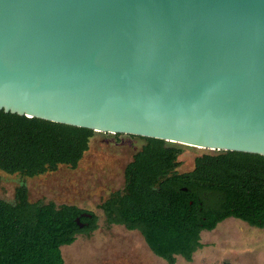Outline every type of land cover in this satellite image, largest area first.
<instances>
[{
    "label": "water",
    "instance_id": "95a60500",
    "mask_svg": "<svg viewBox=\"0 0 264 264\" xmlns=\"http://www.w3.org/2000/svg\"><path fill=\"white\" fill-rule=\"evenodd\" d=\"M0 111L264 157V0H0Z\"/></svg>",
    "mask_w": 264,
    "mask_h": 264
},
{
    "label": "trees",
    "instance_id": "16d2710c",
    "mask_svg": "<svg viewBox=\"0 0 264 264\" xmlns=\"http://www.w3.org/2000/svg\"><path fill=\"white\" fill-rule=\"evenodd\" d=\"M95 134L0 111V171L31 178L58 166L73 169ZM128 137L143 145L123 169L122 189L98 206L105 224L137 231L151 254L166 264H174L175 256L189 262L202 247L199 233L227 218L264 228V157L203 153L190 172L177 174L176 159L184 147ZM76 218L87 221V227L78 228ZM96 222L93 213L73 205L29 202L19 185L10 202L0 200V264H63L60 247L89 235Z\"/></svg>",
    "mask_w": 264,
    "mask_h": 264
},
{
    "label": "rangeland",
    "instance_id": "374dc122",
    "mask_svg": "<svg viewBox=\"0 0 264 264\" xmlns=\"http://www.w3.org/2000/svg\"><path fill=\"white\" fill-rule=\"evenodd\" d=\"M142 145V140L126 135L96 133L73 169L58 166L31 178L0 171V200L10 202L14 188L23 185L29 202L73 205L96 216L93 232L60 247L63 264H166L151 254L137 231L105 224L98 209L109 193L122 189L123 169ZM203 153L211 152L184 147L174 171L190 172L194 158ZM199 242L202 247L189 262L175 256L174 264H264V228L226 219L213 230L200 232Z\"/></svg>",
    "mask_w": 264,
    "mask_h": 264
},
{
    "label": "flooded vegetation",
    "instance_id": "af4514ba",
    "mask_svg": "<svg viewBox=\"0 0 264 264\" xmlns=\"http://www.w3.org/2000/svg\"><path fill=\"white\" fill-rule=\"evenodd\" d=\"M104 201V200H103ZM102 201V202H103ZM102 202H100V204L102 203ZM85 211H87V210H85ZM87 212H90V211H87ZM92 213V212H91ZM102 213V212H101ZM87 214H89L90 215V213H87ZM103 215V214H102ZM90 219V217H85V220H89ZM227 219H231V220H235V219H232V218H227ZM226 220V219H225ZM235 221H238V222H240L241 223V221H239V220H235ZM243 223V222H242ZM87 221H83L82 222V227L80 228L81 230H83V229H85L86 227H87ZM111 225H114V224H111ZM253 228V227H252ZM154 256V255H153ZM154 257H156V256H154ZM156 258H158V257H156ZM159 259V258H158Z\"/></svg>",
    "mask_w": 264,
    "mask_h": 264
},
{
    "label": "crops",
    "instance_id": "0c3cea01",
    "mask_svg": "<svg viewBox=\"0 0 264 264\" xmlns=\"http://www.w3.org/2000/svg\"><path fill=\"white\" fill-rule=\"evenodd\" d=\"M128 231V230H127Z\"/></svg>",
    "mask_w": 264,
    "mask_h": 264
}]
</instances>
